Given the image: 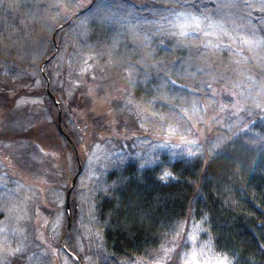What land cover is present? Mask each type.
Returning a JSON list of instances; mask_svg holds the SVG:
<instances>
[{
    "label": "trees",
    "instance_id": "16d2710c",
    "mask_svg": "<svg viewBox=\"0 0 264 264\" xmlns=\"http://www.w3.org/2000/svg\"><path fill=\"white\" fill-rule=\"evenodd\" d=\"M85 1L88 2L84 7L86 8L92 0H39L40 3L51 2L58 5V8L51 10L55 22L49 18L34 20L26 14L34 0H18L24 7L15 8L13 3L15 10L6 7L13 0H5V7H0V143L23 146L21 149L28 153L19 166L24 171L33 172L36 169L38 162H27V157L38 154L37 156L49 170V174L40 172L38 175H46L47 178L58 176L61 172L60 179L64 176L72 179L74 176V172L67 169V161L60 160L61 157L65 159L69 155L74 162L73 146L65 135L74 142L75 146L81 149L84 147H80L76 134L69 128L66 112L62 114V132L60 131L58 109L49 98L46 81L38 69L42 62L55 53L52 43L54 29L70 19L63 14L64 9ZM129 2L136 5L164 4V0H129ZM203 2L211 6V0H203ZM84 14L58 32V56L44 66V72L50 79L51 93L55 97L59 96L55 86L59 55L73 49L86 50L89 54L106 52L108 49L103 45L110 43L112 32L121 33L119 45L112 49L116 62L108 63L106 57L98 59L96 70L100 65L104 71L101 70L99 74L95 71L94 80L93 77L88 76L87 81L82 82L83 86L73 91L71 100L67 101L63 92L67 106L72 110L86 111L88 121L93 126L105 128L112 124L111 120L113 122L115 120L117 125L115 130L118 133L122 129L123 132L138 129L137 122L133 120L136 113L128 115L123 113L114 118L111 117L113 112L109 105L105 106L109 109V113L105 114V119L102 121L100 115H95L92 111L96 98L108 99V90H113L114 93L120 92L121 87L115 86L118 82L120 84L126 82L121 65L128 59L132 62L142 60L145 65L159 63L162 68H172L175 65L177 70L170 72L169 78L174 80L176 85L183 87L172 85L162 87L164 82L157 79V75H163V72L158 73L157 68L147 67L149 73L147 82L141 84L132 96L140 107L164 115L166 117L162 122L164 126L183 123L176 114L169 112V107H175L177 111L191 110L194 107L199 108L206 102L210 103L205 93L194 94L201 82L212 83L217 89L232 87L231 80L221 85L215 83L209 75H190L184 72V69H187L188 73H194L196 68L211 67L213 72L219 71L230 75L234 67L231 61L236 57L227 49L205 50L200 46L201 40L196 38H189L181 45L177 39L167 33L155 34L150 24L142 26L141 36L146 34L152 41L146 46L141 38L134 39L127 28L104 29L94 23L82 27L80 20ZM141 15L148 16V13ZM152 33L155 35L152 36ZM106 36L109 37L108 40H105ZM161 41H163L162 45ZM149 53L151 55H148ZM9 66L17 74L16 77L25 74L26 80L16 81L17 78L13 79L11 75L2 74L3 68ZM30 72H37L40 76L43 84L41 88L30 89L29 84L33 80ZM98 75L102 79L100 80L102 86L96 91L95 96ZM236 78L238 77H233ZM70 86L71 84L67 85L68 88ZM121 93L113 98L127 97V94ZM40 96L46 97L49 113L33 104L16 107L17 99ZM154 98L156 102L149 105L147 101ZM58 99L60 101L61 98ZM243 107H247V102ZM124 115L129 116L128 123L123 121ZM220 117L228 118L225 114ZM220 117L215 116V119ZM156 124L157 120L153 122V130L156 129ZM254 131L264 132V128L257 123ZM220 134L216 121L210 129L205 130L202 141L205 153ZM36 145L42 147L45 152H39ZM218 160L219 163H213L211 166H206L203 160L197 158L196 160L179 159L160 166L144 165L143 167H140L139 161L131 160L118 173L111 172L108 176V185H113L115 182V188L107 194L101 192L97 205L98 224L104 233L107 253L113 257L110 264H122V261L129 262L136 259L148 261L149 254L157 255L162 246H171L173 241L181 245L177 251L185 250L182 245L186 240V233L177 236L179 226L184 224L189 228L193 219L205 215L209 219L220 251L234 254L242 264H250V262L264 264V250L259 248L260 244H264V146L244 147L240 141H237L223 152ZM164 172H170L171 177L161 180L160 177ZM70 203L75 224L78 216L76 190L71 194ZM65 218L67 222V216ZM66 246L75 250L71 237H67ZM57 247L60 248V244ZM171 255L175 264H180V261L176 260V253L173 252ZM80 258L84 260L82 255Z\"/></svg>",
    "mask_w": 264,
    "mask_h": 264
},
{
    "label": "snow or ice",
    "instance_id": "6c2138e0",
    "mask_svg": "<svg viewBox=\"0 0 264 264\" xmlns=\"http://www.w3.org/2000/svg\"><path fill=\"white\" fill-rule=\"evenodd\" d=\"M24 7L18 0H13L6 5L8 9ZM0 7H5V0H0ZM58 8L49 2L47 4L34 0L33 4L28 7L26 14L34 20L49 18L55 22L53 9ZM148 13V16L141 13ZM149 16L151 19H149ZM158 18V19H157ZM89 23L98 24L101 28L119 29L127 28L133 38H141L147 46L152 43L148 35L141 36L143 25L155 24L168 26V34L177 42L183 45L184 41L190 37L201 40V47L205 50L211 49L219 51L227 49L236 59L231 63L234 67L230 75L222 74L219 71L213 72L211 67L196 68L194 73L185 74L196 75L206 74L217 83L224 85L231 80L232 87H222L219 89L213 87L212 83L201 82L194 94L201 92L208 95L209 102L215 104L219 113L225 114L228 118L220 117L216 120L218 131L221 133L215 142L209 145L207 153L203 146L196 139H186L183 135L179 137V143H170L171 137L179 131V128L169 124L163 140L158 143H151L147 138L140 141V145H147L145 151L135 153L140 167L151 162L149 157L155 155L158 148H168L172 155H177L176 149H180L181 155L188 158L197 157L203 160L206 166L213 163H219L218 157L231 145L240 141L244 147L264 146V132L254 131L257 123L264 128V0H211V6L204 3L203 0H164L163 5L158 4H132L129 0H93L88 7L86 14L80 20V25L86 26ZM159 30V29H158ZM121 33L113 31L110 37V43H106L108 51L92 52L84 60V67L80 69L85 72L92 68L97 59L107 58L108 63L114 61L112 49H115L120 43ZM203 38V39H201ZM109 37H105L108 40ZM227 40V43H225ZM163 44V41L160 42ZM158 47L160 45H157ZM8 47V45H5ZM88 47H92L88 45ZM148 55H151L150 53ZM91 61V63H90ZM122 72L126 79L125 90L127 92L126 104L132 103V94L141 84L148 80L149 73L147 67L157 68V79L163 80V86L172 85L173 87H183L176 85L174 80L169 78V73L177 70L175 65L172 68H162L159 63L155 65H145L142 60L132 62L126 60L122 65ZM255 73V75L253 74ZM2 74L11 75L16 78V73L11 66L3 68ZM233 77H238L233 79ZM95 79V76H93ZM39 84L40 81L35 82ZM187 90V89H185ZM220 99H217V96ZM241 100L247 102V107L241 106ZM22 99L16 100V107L21 105ZM153 100L147 101L149 105ZM139 106V105H137ZM208 105H204L206 110ZM197 109L193 108V113ZM169 112L178 116L179 120L184 121L185 126L191 130L196 127L191 123L192 116L186 109L177 111L175 107H169ZM257 117L259 118L257 120ZM163 122L166 117L159 115ZM143 127V124H141ZM39 152L45 150L36 145ZM96 148L88 156L87 178L93 183L89 188V195L94 196L97 192L105 194L114 190L113 185H108L103 180V173L109 166H115V161L111 157L119 156V163H124V157L120 153L113 152L110 155L105 154L103 158L97 155ZM46 154V153H45ZM9 166L10 163H9ZM170 172H164L160 179L166 180L171 177ZM85 177H81L83 185ZM15 188L8 185L4 175H0V212L4 214V219L0 220V264H46L48 251L51 250L53 255L57 254V249L48 243L44 236H37L35 239H29L26 226H21L20 221L26 215L25 210L17 212L18 205L16 201L20 200L18 195L22 190V185L18 182ZM84 196V193H81ZM94 205L89 210V215L94 218ZM207 216H202L199 221L193 219L191 227L188 228L181 224L176 232L177 236L186 233V240L182 247L183 251H177L178 247L175 241L171 246H162L157 255L149 254V260H137L133 264H175L171 253H176V260L180 264H236V258L229 253L218 251L214 246L213 239L209 230L204 227ZM61 217L53 222V230L59 225ZM55 235V232L53 233ZM201 234H208V239L201 240ZM97 240L100 235L95 234ZM259 248L264 250V244ZM91 251V249H90ZM70 255V254H69ZM95 260L91 256L85 257L89 264H110L113 259L112 255L106 253L102 244L96 246L94 253ZM63 264H70L69 256L64 257ZM75 264H79L78 258Z\"/></svg>",
    "mask_w": 264,
    "mask_h": 264
},
{
    "label": "rangeland",
    "instance_id": "374dc122",
    "mask_svg": "<svg viewBox=\"0 0 264 264\" xmlns=\"http://www.w3.org/2000/svg\"><path fill=\"white\" fill-rule=\"evenodd\" d=\"M88 4L87 1L82 2L80 4H76L73 7L65 8L63 11V14L66 17H72L75 15L76 12H78L81 9L84 8ZM88 7V6H87ZM153 32L158 35L162 34H168V26L164 24L162 27L155 24H150ZM159 29V30H158ZM152 33V36L155 35ZM195 38V37H190ZM73 49L72 51L67 50L66 53H61L59 55V60L56 64V67L58 68V77L57 80H55V86L58 90L59 96L56 98L60 99V104L62 108V114L63 112L67 113V124L72 132L76 134V137L79 141V146H74V162H72V159L69 155L64 158H60V160L63 162L68 163L67 169L74 172V176L72 179H67L65 176L64 178L60 179V176H62V172L58 173L59 175H55L53 178H47L46 175H38L40 172H48L46 165L44 162L41 161L38 154H32L28 156V161L30 163H37L36 169L32 171H27L22 169L19 165L22 163V159L24 156L27 155L28 152L21 149V145H8V144H2L0 143V175H4L5 179L8 181V185L11 188L16 187V183L18 182L20 185H22V190L19 191L18 195L20 197V200L16 201L18 208L17 212L19 213L20 210H25L26 215L24 218L20 221L21 226H26L29 234V239H35L37 236H44L47 238V241L49 244L52 245V247L57 249V254L53 255L51 250L48 251V259L46 264H63L64 257L66 254L63 253V251L57 247L59 244V241L63 235V233L66 231L68 226V216H67V222L65 221L66 217V193L71 187V183L74 179V177L77 175L79 171V164L81 165V173L76 181V184L73 188V190H76V198L78 203V216L76 219V223L74 224V219L72 215V223H71V229L69 233L67 234V237L72 238L73 242V248L74 253L80 258L82 255L84 257V260L81 259L83 264H89L88 261L85 260V257L91 256L92 260H95V251L96 246L98 244H102L104 247L105 252H108V248L105 242L104 233L102 229L100 228L98 224V217H97V205L99 200V195L101 192H97L94 196L89 195V188L93 181L89 180L87 178V170H88V156L92 152L94 148H96L97 145L100 147L96 149L97 155L103 156L105 154H111L113 152L120 153L124 157V163H119L120 157H111L112 160L115 161V166H109L103 173V180L108 184V176L111 172L118 173L121 169L126 166L131 160L138 161L136 158L135 153L137 152H143L147 149V145H140V141L144 138H147L151 143H158L161 140L164 139L167 127L162 124V121L159 119V115L156 113H153L152 111H149L148 109H145L144 107H140L139 104H137L132 98L131 104H126V98H113L118 97L120 92L121 94H127L125 90L126 82H120L117 83L115 87H121L120 92H115L113 90H108L109 98H96V101L94 102L95 106L93 107V110L95 115H100L101 120L103 121L105 118V114L109 113V109L105 108V106L111 105L109 108L112 109L113 115L111 117H114L118 115H128L129 113H136V117H133V120L135 119V122L138 124V129L129 131V132H123L120 133L115 130L117 127L116 121L111 120L112 124H109V126L105 128H98L96 126H93L88 121V115L87 112L82 110H72L70 107L67 106L66 100L68 101L73 98V91L77 87L83 86L82 82L87 81V77L95 76L96 73L99 74V72L104 71L100 65L98 69L96 70L98 64L96 62L93 64L92 68L88 69L85 72H81L80 69L84 67L83 60L89 55V53L86 50H76ZM153 57V56H152ZM91 63V61H90ZM39 70V69H38ZM30 75H32V82L29 84L30 89H37L41 88L43 86L42 79L37 74V72H30ZM98 75L99 81L95 83V96L96 91H98L99 87L102 86L100 80H102ZM111 77V74L109 75ZM25 74L20 75L16 77V81H23L26 80ZM104 77V76H103ZM102 77V78H103ZM49 78V77H48ZM39 80L40 83L36 84L35 82ZM50 80V79H49ZM85 80V81H84ZM94 80V79H93ZM46 81V80H45ZM71 84L70 88L67 87V85ZM112 86V85H111ZM124 86V87H122ZM228 87V86H225ZM231 89V87H228ZM218 88V92H219ZM63 92L66 95V100L63 98ZM94 92V90H93ZM93 94V93H91ZM134 94V92H133ZM132 94V96H133ZM98 97V96H97ZM126 97V96H125ZM217 99H220V96H217ZM21 105L19 107H25L27 104H33L36 105L37 108L43 110L46 113H49V104L46 101V97L40 96V97H22ZM59 100V99H58ZM112 101V103H111ZM244 100H241V106L243 107ZM108 104V105H106ZM139 105V106H137ZM204 105H208L207 109L204 110ZM197 111L195 114L193 113V109L187 110L188 114L192 116L191 123H195L196 127L189 130L185 124L184 121L181 125V122L179 124L173 125L179 128V131L175 134V136L171 137L170 143H179V137L183 135L186 139H196L199 143L202 144L203 137L205 135V130L210 129L212 125L215 123L216 119L215 116L220 117L223 115L222 113H219L217 109V106L214 104H210L208 102L202 104L199 108H196ZM1 115V111H0ZM123 116V121L125 123L129 122V116ZM125 117H127L125 119ZM59 118V115H58ZM115 118V117H114ZM50 119V117H48ZM157 120L156 129L153 130V122ZM62 122V120H61ZM110 122V123H111ZM141 124H143V127H141ZM129 128L132 126L128 125ZM62 129V125H61ZM109 129V130H108ZM78 132V135H77ZM66 138H69L67 135H65ZM70 144H74L72 140L69 138ZM2 144V145H1ZM122 146H124L122 148ZM42 148V147H41ZM76 149V150H75ZM23 150V151H22ZM178 154L172 155V152L168 148H158L155 150V155L149 157L150 161L149 163H146L145 165L150 166H160L162 164H166L167 162H174L179 159L184 160H196L197 157L188 158L186 155H181L180 149L175 150ZM10 153V154H9ZM41 162V163H40ZM61 162V165L62 163ZM9 163L11 166H9ZM39 167V168H38ZM64 165L62 166L63 169ZM32 172V173H31ZM35 172V173H34ZM81 177H85L83 181V185L81 183ZM168 179V178H167ZM73 192V191H72ZM84 193V196H81V193ZM72 194V193H71ZM70 201H71V195H70ZM71 204V203H70ZM95 206L94 211V218L89 215V210L92 208V206ZM71 209V205H70ZM61 217V221L59 225L53 230V222L57 219V217ZM4 219V214L0 212V220ZM201 218L195 219L199 221ZM192 224V223H191ZM209 230V233L211 234V237L213 239L214 246L218 251L220 249L218 248V244L216 242L215 236L212 233V229L210 226L209 219L207 217V220L205 224L203 225ZM191 227V225H190ZM189 227V228H190ZM55 232V235L53 234ZM99 233L100 239L97 240L95 237L96 233ZM66 237V239H67ZM201 240L208 239V234H201L200 237ZM91 249V251H90ZM76 251V252H75ZM231 256V255H230ZM141 260L136 259L134 261ZM70 264H74L73 261L69 258ZM134 261H122V264H133ZM147 262V261H146ZM249 262V261H248ZM236 264H242L239 260L236 259ZM250 264H253L250 262Z\"/></svg>",
    "mask_w": 264,
    "mask_h": 264
},
{
    "label": "water",
    "instance_id": "95a60500",
    "mask_svg": "<svg viewBox=\"0 0 264 264\" xmlns=\"http://www.w3.org/2000/svg\"><path fill=\"white\" fill-rule=\"evenodd\" d=\"M92 2H93V0H92ZM87 9L88 8L79 10L78 12L75 13L74 16H72L69 19L68 22L63 23V24H60L59 26H57L55 28V30L53 32V35H52V42H53V45L55 46V53L53 54V56H51L50 58H48L47 60H45L40 65V67H39L40 72L42 73V75L44 76V78L46 80V92H47L48 96L51 98V100L53 101V103L55 104V106L58 109V115H59V118H58V127H59V129H60L61 132H62V129H61V120H62V108H61V104H60L59 100L51 93V91H50V80L47 77L46 73L44 72L43 68H44V66L47 63L51 62L57 56V54L59 53V47H58L57 41H56V37H57L58 32L61 31V30H63L64 28L68 27L76 18H78L82 14L86 13ZM68 140H69V138H68ZM73 147H74V145H73ZM81 170H82V168H81V165L79 164V171H78L77 175L74 177V179H73V181L71 183V187L69 188L68 192L66 193V213H67V216H68V226H67V229L64 232V234H63V236L61 238V242H60L61 243V248H62L63 252L66 255H68L74 262L78 258L79 264H83V262L81 261V259L73 251H71L70 249L67 248V246L65 244V239H66V236H67V234L69 233V231L71 229V223H72V215H71V209H70V195H71V193L73 191V188H74V186L76 184V181H77V179H78V177H79V175L81 173Z\"/></svg>",
    "mask_w": 264,
    "mask_h": 264
}]
</instances>
